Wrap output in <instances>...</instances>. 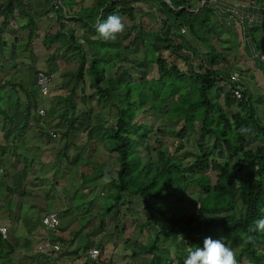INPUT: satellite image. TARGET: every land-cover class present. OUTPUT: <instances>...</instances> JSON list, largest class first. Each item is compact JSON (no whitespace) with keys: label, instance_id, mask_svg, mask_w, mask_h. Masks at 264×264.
Wrapping results in <instances>:
<instances>
[{"label":"trees","instance_id":"1","mask_svg":"<svg viewBox=\"0 0 264 264\" xmlns=\"http://www.w3.org/2000/svg\"><path fill=\"white\" fill-rule=\"evenodd\" d=\"M47 1L53 25L48 27L49 36L43 44L47 48L57 44L59 51H70L78 65L66 74L71 77L72 87L66 95L54 99L45 120L59 118L61 124L55 129L64 125L67 141L74 123L82 122L77 115L78 104L105 102L110 109L109 118L86 125L87 141L74 145L72 155L68 143L58 155V164L80 179L77 190L83 189L84 195L91 193L94 182L105 181V173L109 175L110 181L100 192L102 196L106 195L104 191L110 194L111 204L100 205L101 225L108 216L114 219L125 206L130 212L136 201L141 209L135 211L132 221L153 232L150 240H154L146 252L156 260H166L154 250L161 249L168 255L166 242L170 241L176 264H184L187 252L203 247L204 239L211 237L222 239L232 248L238 264H264V234H254L253 242H246L250 226L264 217V96L254 95L244 81H233L229 69L238 63V56L219 52L210 39L218 35L214 15L218 10L210 4L195 7V0H97L93 7L75 12V0H61L58 8ZM247 1L264 5V0ZM138 4L149 7L148 14L157 27L146 28L137 22ZM15 10L14 0L0 3V118L24 131L29 125L28 116L34 115L42 97L37 88L27 90L3 73L2 63L14 58L17 50V40L12 42V31H8ZM67 15L82 29L83 42L78 41L74 30L63 32L65 26L60 22ZM110 15L123 18L125 33L115 41H104L98 36L97 25ZM57 23L61 24L60 30L54 33L51 28ZM27 26L31 28L30 44L36 28L31 17ZM186 34L208 51L202 54ZM247 37L249 42L242 45L244 54L256 53V62L264 67V11L262 23L250 28ZM23 50L21 44L18 51ZM177 60L187 65V70L181 69ZM151 66L156 69L152 76ZM113 68L115 71L109 75ZM86 79L94 95L80 97L79 88ZM22 96L28 99L22 113L24 123L11 116L10 110L20 108ZM143 112L159 117L177 140L194 137L197 152L179 142L175 155L163 147L161 139H156L157 147H152L154 126L139 123ZM242 128L247 131L242 133ZM97 143L113 154L115 167L98 163ZM181 150L183 154L178 155ZM210 171L216 173L215 181ZM161 201L166 205H159ZM119 225L125 229L123 221L116 220V232ZM2 244L7 242L0 235ZM182 244L186 247L184 253Z\"/></svg>","mask_w":264,"mask_h":264},{"label":"crops","instance_id":"2","mask_svg":"<svg viewBox=\"0 0 264 264\" xmlns=\"http://www.w3.org/2000/svg\"><path fill=\"white\" fill-rule=\"evenodd\" d=\"M2 1L3 0H0V3ZM5 1L6 0H4V2ZM75 1L73 7L75 12L80 11L82 7H91L85 6L83 0ZM201 1L202 0H200V2ZM96 3L97 0H95V4ZM210 5L215 7V4ZM14 6L16 7L15 17L12 19L10 18L11 23L8 31H12V34H10L12 42L14 38L17 40V50L14 58L10 59L8 62L4 61L2 63L4 65L3 73H7L9 79H13L16 84L22 83L27 90H30L32 87L38 89L36 79L29 76L27 81H25L23 77H15L16 74L24 70H26V72L34 70V73L41 71L53 77L52 89L53 86L56 87L59 84L60 80L62 83L58 85V87H60L58 89L59 92L60 90H62L61 92L69 90V88L72 87V80L70 76L66 74L76 70L78 65L77 60H75L70 51L67 52L66 49L59 51L57 44L50 48L45 47L43 44L45 39L49 36L48 33L50 30H48V27L53 25L50 23L51 14L48 12L50 6L49 2L47 0H14ZM201 6L200 3V7ZM214 15L218 26L225 24L218 19L217 11L214 12ZM30 17L35 21L36 28L32 30L35 34L33 39H31V43L28 44L31 28L27 25ZM68 17V15L64 16V19L60 22L65 26L63 32L66 30H74L78 41L83 42L82 29L78 23L73 21L70 22ZM70 23L74 24V27L70 28ZM61 24L57 23L56 26L54 25L51 28L52 32L55 33L59 31ZM230 27L237 32L241 42L245 44L249 42L247 36L249 35L250 29L242 36L236 29L232 26ZM15 32L19 34L18 37L14 36ZM21 36H24V38ZM120 37H123V35ZM21 44H24V50L19 52L18 47H20ZM8 56H10L9 53ZM68 57H72L75 63L72 64L74 65V69H66L67 66H69L67 64ZM248 57V59H253L252 57L255 59L257 54L255 53L253 56L249 55ZM27 100L28 99L24 100L22 96L21 106L18 108L19 110L16 107L10 109L11 116L13 115L18 121L22 120V123L26 120L25 114L22 113L25 111L24 108ZM53 101L50 102L49 109ZM44 110L46 109L44 108ZM18 111L19 114L18 117H16V112ZM38 113L39 111L36 108L34 115L28 116L29 125L24 131H21V128L19 126L16 127L14 124L12 126L10 123H4V119L2 117L0 118V166L4 170L3 177L0 179V228L6 227L8 230L6 239L7 244H2L0 246V258L14 253L16 257L28 261V264H88L89 251L93 248H99L103 253V258L111 264H152V261L150 263L149 259L146 257L147 247L143 246L141 239H139L141 234L147 233V230L139 228L141 232L143 231V233L140 232L139 234V232L135 230L136 226L133 228L127 227L125 230L121 228V230H124L122 236L117 233L113 235L112 231L115 227L112 229L111 226L114 220L108 216L104 219V224L101 225L100 215H98V224L96 225L95 223L94 226H89L88 223L90 219L92 218V220L94 219L96 222L97 218L94 216L88 218L90 214L83 207L91 200L90 203L93 206L97 201L96 194H88L81 198V194L79 190H77L80 179L74 172H69L63 164H56L55 162L51 164L49 171L52 172V182L49 177L45 176L46 172L44 173L42 169L45 170L49 164V162L46 161L45 153L48 151L47 146L54 143L51 135L57 138L56 141L59 139L62 145H64L60 154L64 151L67 143L72 145L69 152H74V145H80L70 140L75 133L73 132L74 128H72L68 140L65 141L63 137V132L66 131V129L63 128L64 125L55 129L57 124H61V120L56 118L48 122L45 120L46 114L44 116L45 118H41ZM42 126H50L52 130L41 129ZM4 138H8V142H6ZM52 147L55 148L54 145H52ZM60 154H57V158ZM58 168H60L59 171L62 169L66 170L65 174L61 173V179H55V174L57 175L59 173V171H56ZM32 172L37 176L34 178L35 182L36 180L37 182L41 180L46 183V188L42 191L45 195H41L43 193L38 190L39 188L37 189V187H35L37 185L33 184V179L31 178V175H33ZM70 174L74 179L70 184V188H72L71 193L67 192L60 194L59 190L61 189L63 191L67 182L64 177L66 175L70 176ZM47 188L51 190L53 194L57 195L50 196L47 194ZM36 189L37 192H34L33 190ZM92 195L93 198L90 199ZM99 209L100 213V205ZM48 214H56L60 218L59 232H50L42 224V218ZM64 215L67 217H64ZM74 215H76L75 217H77V219L75 218V221L67 225L70 216ZM80 217L81 219L88 218L89 220L85 221L84 225H81L78 222ZM114 231H116V229H114ZM79 235H82V237L80 238ZM46 243L51 246L58 244L60 250L55 251L50 249L48 254L41 253L39 248Z\"/></svg>","mask_w":264,"mask_h":264},{"label":"rangeland","instance_id":"3","mask_svg":"<svg viewBox=\"0 0 264 264\" xmlns=\"http://www.w3.org/2000/svg\"><path fill=\"white\" fill-rule=\"evenodd\" d=\"M84 5L85 6H94L95 5V0H83ZM200 0H195L194 1V5L195 7L200 5ZM137 6V10H136V17H137V22L143 24L146 28H151V27H157L155 24V21L151 18V16L148 14L149 13V7L143 4H138ZM71 22V21H70ZM126 22H128V25L131 24V22L129 20H127ZM71 27H74V24L70 23ZM125 31L123 33H121L119 35L122 36L124 35ZM260 37L263 38V36L261 34H259ZM14 36H19V34L17 32H15ZM187 38L191 41V43L193 44V46L195 48H197L202 54H205L206 51H208V48L205 47L203 44L195 41L189 34H186ZM22 38H24V36H21ZM210 39L212 40L213 44L216 46V48L218 49L219 52H222L224 54L227 55H237L238 56V63L233 65L231 69H229V71L232 72V74L235 73H239L242 78L241 81H244V84L246 85L247 88L250 89V91L256 95H263L264 96V67L262 65L259 64V62L257 63L256 61L258 60V57H256L255 59H248V55L244 54L243 51V42L240 41L237 32L234 31L233 29H231L230 25L228 24H222L218 26V35L211 36ZM125 44H128V41H125ZM166 56H168V53L165 54ZM131 58L133 56H130ZM67 64L69 66H67L66 69H74V65H72L74 62L72 60V57H68L67 58ZM13 62V61H12ZM75 64V63H74ZM176 64H178L180 66L181 69L183 70H187V65H185L181 60H177ZM155 67L152 66L150 67V76L154 75L155 71ZM115 71V68H113L109 75H112V73ZM28 72V71H27ZM26 72V70L18 72L16 74L15 77H23V80L27 81L28 77L30 76L31 78H35L36 79V84H37V73H34V70L29 71L28 73ZM152 73V74H151ZM15 75V74H13ZM71 78V77H70ZM35 82V80H34ZM62 83V81L59 80V84ZM58 85L55 87L53 86L52 89V97H42L41 98V103L39 104V106L37 107V110L40 111L41 109L44 110V108L46 109V111L48 112L49 109V104L51 101H53L59 94H66L67 91L61 92L62 90H60L59 92V88ZM79 90L82 91V93H80V97H82L84 94L86 96H91L94 95V91L92 89L89 88V80L86 79L85 84L79 88ZM84 90V91H83ZM80 91V92H81ZM217 94H213V97H215ZM223 99V95H221L220 100ZM81 103V102H79ZM238 110V108H236ZM261 110V109H260ZM264 110V107H263ZM110 109L109 107L106 106L105 102L104 103H100V104H96L94 102L89 101L87 105H83V104H78V117H82V122L81 121H76L74 123V129L73 132H75L72 137H71V141L73 143H79V145H83L87 140H86V132H85V127L86 125H88V123H91L92 125L96 124L99 120H102L103 118H109V113ZM86 116H85V114ZM47 114V113H46ZM264 114V113H263ZM38 115H40L38 113ZM41 118H45L42 117ZM140 124H144L145 126H154V131H153V135L154 138H152V140L149 142L150 145L152 147H157V143H156V139H161L163 141V147L167 148L169 150V152H174L176 151V149L178 148V144L179 142L184 143V145L186 146V149L188 150H192V151H196L197 152V148H196V141L194 139V137H186L185 139H179L177 140V137L175 136V134H173L168 126L160 120V118L158 117V119L155 118V116L153 115V113H145L143 112L142 115H140ZM40 119V118H39ZM42 123V122H40ZM48 128V129H47ZM41 129H45V130H52V128L46 127V126H42ZM166 129V133H163L162 130ZM75 130V131H74ZM54 133V132H53ZM39 136V134H38ZM53 137L52 141L54 142L53 144H49V146H47L48 151L45 153L46 154V161L49 162V164L47 165V167L44 169H42V171L45 173L46 172V177L50 178V181L52 182L51 176H52V172L49 171L51 164H53L54 162L56 164H58V158H57V154H60V151L63 149L64 145H62V143L60 142V140L58 139L56 141V137L51 135ZM156 137V138H155ZM98 145H96V149H97V161L100 165L105 164V165H109L111 168H113L116 166V164H114V157L113 154L110 153L109 149L103 145L102 143H97ZM52 145L55 146V148L52 147ZM147 145V144H146ZM153 151V150H152ZM153 157L155 156V152H152ZM89 152V151H87ZM85 153V155H87L88 153ZM184 152V150H181V152L178 153V155H182ZM73 152H69V155H72ZM176 155V153H175ZM47 163V162H46ZM90 169V167L88 168ZM86 168V172H88V170ZM66 170L62 169L61 171H59V173L56 175L55 179H61L62 178V174H65ZM33 173V172H32ZM35 173H33V175H31V178L33 179V184L37 185L35 187H37L38 190L41 191V193H43L42 191H44V189L46 188V183L44 181L41 180H34L35 178ZM210 176L211 178L215 181L216 179V173L213 171H210ZM37 177V176H36ZM64 179L67 180L65 188L63 189V191L60 189L59 192L60 194H64V193H71L72 188H70V184L73 182V178L70 176L66 175L64 177ZM1 183V182H0ZM105 184V181H103L102 179H99L98 181L94 182L92 185H94L92 187L91 193L90 194H96L97 196V201L96 204H92L90 203L91 201H89L88 203H86V205L83 207L84 209H86L88 211V213L90 214L88 216V218L94 216L95 218H97L96 222L95 220L92 218L90 219L88 225L89 226H94L95 223L96 225L98 224V213L100 211L99 209V205H102L103 203L108 205V207L111 204V199L109 197V193H107L106 191H104V193L106 195L102 196L101 192H103V185ZM90 188V185H88ZM87 187V186H86ZM36 190H33L34 192H37ZM96 189V190H95ZM101 191V192H100ZM47 194H49L50 196H56L57 194H53L51 190H49L47 188ZM81 194V198H83L84 195V190L82 189L80 191ZM41 195H45V193L41 194ZM93 195L90 199L93 198ZM34 199L35 196L33 195ZM37 198V197H36ZM85 200V199H82ZM159 205H166L165 202L161 201L159 202ZM190 203V202H189ZM134 208L131 209L130 212L126 211V206L121 208L120 210V214L116 215L115 218L113 219L114 221H112V226L111 228L113 229L114 225H115V221L116 220H122L123 224L125 225V229L127 227L133 228L134 226H136V231L139 232L140 234V230L139 228L140 225L137 224V220L132 221V219H134L136 217V215L134 214L135 211L138 209H141L140 205L137 204L136 201H134ZM190 205L192 206V203H190ZM104 207V206H103ZM87 213V212H86ZM95 213V214H94ZM65 214V213H62ZM124 215H127L128 218H124ZM74 216H70V218L68 219V223L67 225H69L72 221H75V218L77 219V217ZM83 216V215H82ZM64 217H67L66 215H64ZM79 219V223L82 225L85 224V221L89 220V219ZM93 221V222H92ZM140 223V222H138ZM137 224V225H136ZM77 227V226H76ZM120 228L119 232L117 231H112V234L115 235L116 233L119 234L120 236H122L123 231L125 230H121V225L118 226ZM89 228V227H88ZM90 230V229H89ZM145 232V231H144ZM143 233V231L141 232ZM142 235V236H141ZM139 239H141L143 246L146 247H150L149 245L152 244V241L154 240V238H152L150 240V236L153 235V232H145V234H141ZM79 237L81 238L82 235H79ZM84 237V236H83ZM182 243V242H181ZM180 243V244H181ZM141 244V245H142ZM166 245L168 247V255L165 251L161 252V249L156 248V250H154V253H156L157 256L159 257H164L163 261H159L154 259L153 254H146L147 258L149 259L150 263L152 261L153 264H176V259H175V251H174V246L173 243L168 241L166 242ZM165 245V246H166ZM180 248L182 249L181 252L184 253L186 251V247L183 248V244L180 246ZM188 253V252H187ZM155 255V256H156ZM169 260V261H167ZM0 264H28V261H25L24 259H20L18 257H16L13 254H10L6 257H1L0 258ZM139 264H145V263H139Z\"/></svg>","mask_w":264,"mask_h":264},{"label":"built area","instance_id":"4","mask_svg":"<svg viewBox=\"0 0 264 264\" xmlns=\"http://www.w3.org/2000/svg\"><path fill=\"white\" fill-rule=\"evenodd\" d=\"M55 8L62 6L61 0H49ZM215 4V8L218 10V19L236 29L242 36H244L248 29L255 27L262 23V12L264 11V5L250 2V1H229V0H202L201 5ZM233 81H240L242 76L239 73L232 75ZM52 81L53 77L47 73L39 71L37 74V86L42 97L52 96ZM238 99H241V93L235 92ZM40 116L44 117L46 111L41 109L39 111ZM4 170L0 166V179L3 177ZM42 224L50 232H59L60 218L56 214H48L42 218ZM7 228L1 227L0 233L4 238H7ZM60 250L58 244L51 246L46 243L39 248L41 253L48 254L49 250ZM88 264H111L103 258V253L99 248H93L89 251Z\"/></svg>","mask_w":264,"mask_h":264},{"label":"clouds","instance_id":"5","mask_svg":"<svg viewBox=\"0 0 264 264\" xmlns=\"http://www.w3.org/2000/svg\"><path fill=\"white\" fill-rule=\"evenodd\" d=\"M124 30L125 24L119 15H110L106 21L97 25L98 36L104 41H115ZM246 131L247 129H241L242 133ZM104 180L105 182L110 181L107 173H105ZM248 231L247 243L253 242L254 234H264V217L255 220ZM2 238L7 239L3 236ZM184 264H238V261L235 251L228 247L222 239L214 240L211 237H206L203 247L197 246L188 251Z\"/></svg>","mask_w":264,"mask_h":264}]
</instances>
